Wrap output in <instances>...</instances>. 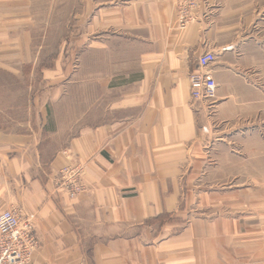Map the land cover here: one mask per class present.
I'll list each match as a JSON object with an SVG mask.
<instances>
[{
  "label": "crops",
  "instance_id": "0c3cea01",
  "mask_svg": "<svg viewBox=\"0 0 264 264\" xmlns=\"http://www.w3.org/2000/svg\"><path fill=\"white\" fill-rule=\"evenodd\" d=\"M242 4L202 0L180 29L177 0H0V71L13 76L40 60L54 62L44 79L71 73L72 54L62 67V51L34 52L37 29L79 27L93 34L84 45L95 51L123 35L137 44L121 68L109 60L94 79L119 93L105 108L121 115L84 108L68 120L76 130L65 143L63 131L60 139L44 127L46 106L37 133L0 127V211L33 221L30 264H264V31ZM68 13L74 20L62 18ZM203 50L216 54L215 118L205 124L221 141L207 150L188 81ZM71 160L86 187L74 197L57 177ZM231 173L237 181L219 185Z\"/></svg>",
  "mask_w": 264,
  "mask_h": 264
},
{
  "label": "rangeland",
  "instance_id": "374dc122",
  "mask_svg": "<svg viewBox=\"0 0 264 264\" xmlns=\"http://www.w3.org/2000/svg\"><path fill=\"white\" fill-rule=\"evenodd\" d=\"M213 1L220 7H227L230 4H237L239 2L240 4L243 3L242 5L247 6L249 11L255 13L256 18H260L259 27L261 32L262 30L264 31V0ZM205 3L207 4L208 0H205ZM73 6H76V2L72 3L71 8ZM75 13L64 14L62 18L70 17L69 21L74 20L73 15ZM60 19V14L54 16L55 26L58 24L61 25ZM63 24L65 25L66 21ZM84 31V29L79 27L65 28L61 26L59 28L55 27L46 30L37 29L33 32L34 39L32 45L34 52L38 50V45L42 46L39 51L49 57L56 52L62 51L65 55L64 61L61 62L62 67H65L70 59V55H73L72 61L68 62L71 70V73L68 75L61 73L55 77L44 79L42 69L53 65L54 62L50 60L25 63L22 65V71L18 76H13L8 71L1 69L0 127L2 130L37 133L41 128L42 122L41 108L42 106H46V109L50 110V114H47V116L49 115V121L45 123L46 125H44V127L47 126L48 131L52 130L50 133H57L56 136L61 135L63 131V141L59 142L65 143L64 141H66L70 135L74 134L76 130L75 127H72V124H68V120L77 118L79 112L83 111L84 108H90L89 110L92 112V116H100L101 119H109L111 116L116 117L121 115L118 111L117 113H113L108 107L105 108V106L109 104L111 98L117 97L119 93L104 92V88L100 90L95 84L94 79L100 78L96 77V72L99 76L108 71L109 66L107 63L109 60L119 61L118 65L115 67L121 68V58L125 59L132 57L137 44L134 39L132 40L131 36L123 35L121 38L112 39L111 43H109L110 46L108 45L107 48L101 50L98 48V50L95 51L93 46L84 45L93 39V34L87 33L88 31L84 33ZM80 38H86V40L80 43L78 41ZM96 99L102 101V107H99V109L94 112L93 102ZM215 103L216 100L214 102L206 101L200 103L199 116L202 118V125L200 126L201 138L203 137L202 145L205 150H207V147H221L220 138H215L216 134L213 140L208 137L209 127L206 128L205 124L208 122V119L210 122L211 118H215L213 117V114H215V112H213ZM48 106L50 109L47 108ZM71 122L75 123V121ZM59 138L62 139V135ZM57 140L58 138L55 139V142H57ZM215 153H217V151H215ZM215 153L213 156L210 154V159H213L216 163L218 162V157ZM207 165L211 166V163H207ZM237 177H239L238 174L231 173L229 178H222L221 180V182L227 184L219 185H230L231 183H235ZM228 180L231 181V183H229ZM181 207L184 209L187 208V206ZM190 207L192 210L195 209L194 205Z\"/></svg>",
  "mask_w": 264,
  "mask_h": 264
},
{
  "label": "built area",
  "instance_id": "2783aa9c",
  "mask_svg": "<svg viewBox=\"0 0 264 264\" xmlns=\"http://www.w3.org/2000/svg\"><path fill=\"white\" fill-rule=\"evenodd\" d=\"M201 1L178 0L177 26L180 29L195 21ZM215 58L216 54L212 50H203L197 57L195 67L189 71L192 102L215 101L216 82L209 70ZM82 171V164L75 160H71L58 170V186L69 197L85 191ZM38 244L34 223L30 218H22L13 208L0 211V264H30Z\"/></svg>",
  "mask_w": 264,
  "mask_h": 264
}]
</instances>
